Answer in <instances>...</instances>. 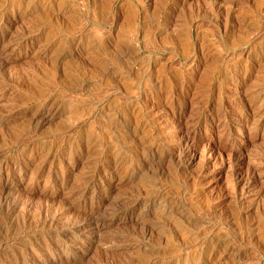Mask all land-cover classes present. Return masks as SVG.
Listing matches in <instances>:
<instances>
[{
	"label": "rangeland",
	"instance_id": "rangeland-1",
	"mask_svg": "<svg viewBox=\"0 0 264 264\" xmlns=\"http://www.w3.org/2000/svg\"><path fill=\"white\" fill-rule=\"evenodd\" d=\"M0 264H264V0H0Z\"/></svg>",
	"mask_w": 264,
	"mask_h": 264
},
{
	"label": "bare ground",
	"instance_id": "bare-ground-1",
	"mask_svg": "<svg viewBox=\"0 0 264 264\" xmlns=\"http://www.w3.org/2000/svg\"><path fill=\"white\" fill-rule=\"evenodd\" d=\"M48 224V223H47Z\"/></svg>",
	"mask_w": 264,
	"mask_h": 264
}]
</instances>
